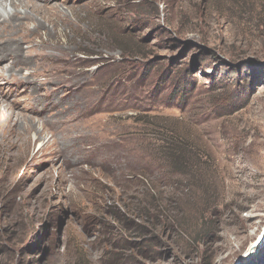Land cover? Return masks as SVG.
Returning a JSON list of instances; mask_svg holds the SVG:
<instances>
[{
	"label": "rangeland",
	"instance_id": "obj_1",
	"mask_svg": "<svg viewBox=\"0 0 264 264\" xmlns=\"http://www.w3.org/2000/svg\"><path fill=\"white\" fill-rule=\"evenodd\" d=\"M23 1L0 264H264V0Z\"/></svg>",
	"mask_w": 264,
	"mask_h": 264
},
{
	"label": "bare ground",
	"instance_id": "obj_2",
	"mask_svg": "<svg viewBox=\"0 0 264 264\" xmlns=\"http://www.w3.org/2000/svg\"><path fill=\"white\" fill-rule=\"evenodd\" d=\"M29 5V4H28ZM26 4L23 0H0V35H6L7 31L13 29L14 32L15 31H25L27 29V27L29 26V23L31 20L36 19V16L32 13V11H30V7L26 9ZM38 10H39V6H38ZM38 20V19H37ZM34 24V23H33ZM40 27V25L38 26ZM44 27V26H43ZM14 32H10L7 35L11 36L12 34H14ZM27 31H25L26 33ZM12 33V34H11ZM16 33V32H15ZM18 33V32H17ZM24 34V33H23ZM4 37V36H2ZM21 37V36H19ZM18 37V39H19ZM12 38V37H11ZM15 38V37H14ZM22 38V37H21ZM2 40V39H1ZM6 40V39H5ZM15 40V39H14ZM20 40V39H19ZM13 41V40H12ZM19 42V41H18ZM6 43V41H5ZM18 44V43H17ZM1 45V44H0ZM14 46V45H13ZM15 48V47H14ZM15 54V51H12ZM2 53V52H1ZM43 54V53H42ZM47 54V53H46ZM45 54V57L46 56ZM50 55V54H49ZM4 56V55H3ZM2 56V57H3ZM50 57V56H48ZM53 57V56H52ZM56 58V57H55ZM8 59H12L11 56L10 57H6V60ZM54 59V58H53ZM45 60V59H44ZM48 60V59H46ZM50 60V59H49ZM15 64V63H13ZM11 67V66H10ZM13 72V71H12ZM45 73V72H44ZM70 78V77H69ZM75 80V79H74ZM58 81V80H57ZM55 81V82H57ZM80 81V80H79ZM51 83H54L53 80ZM58 83V82H57ZM32 84V83H30ZM56 84V83H55ZM41 85V84H40ZM74 85V84H73ZM26 86V85H25ZM56 86V85H55ZM58 86V85H57ZM78 86V85H77ZM75 87V86H74ZM31 88V87H30ZM44 90V89H43ZM52 90V89H51ZM31 91V90H30ZM54 92H57V90L55 89ZM59 92V91H58ZM2 93V92H1ZM32 94H34V92H31ZM80 93V91H79ZM81 94V93H80ZM52 95V94H51ZM82 95V94H81ZM38 96V95H37ZM53 96V95H52ZM79 96V95H78ZM33 97V96H32ZM77 97V96H76ZM62 98V97H61ZM59 98V99H61ZM81 98V96H80ZM1 99V98H0ZM40 99V98H39ZM63 100V99H62ZM26 102V101H25ZM58 102V101H57ZM27 103V102H26ZM31 104H34V102H29ZM43 104V103H42ZM67 104V102H66ZM7 105V104H6ZM0 106H3V103L0 102ZM15 106V105H14ZM23 106V105H22ZM27 106V105H26ZM43 106V105H42ZM62 107L57 109L55 112L54 116H59L58 117V121L64 117V113H66L67 111L65 110L64 105H61ZM51 107V106H50ZM43 108V107H42ZM24 110V108H22ZM25 109L30 112L32 111L33 107H25ZM72 109V108H71ZM38 110V109H37ZM19 111V110H18ZM25 111V110H24ZM71 114H69V119L68 122H71L74 120L75 116L72 114V110L70 111ZM62 115V116H61ZM56 116V117H57ZM63 122V121H60ZM30 125L32 126L31 122ZM68 128H70L72 131L70 132V137L69 140L71 141V143L76 146H80V144L87 138L86 132H88L89 130L82 131L79 128V125L77 124H72L71 126H69ZM89 136V135H88ZM90 138V136H89ZM87 140V139H86ZM85 140V141H86ZM257 244H253V246H251V248H255Z\"/></svg>",
	"mask_w": 264,
	"mask_h": 264
},
{
	"label": "water",
	"instance_id": "obj_3",
	"mask_svg": "<svg viewBox=\"0 0 264 264\" xmlns=\"http://www.w3.org/2000/svg\"><path fill=\"white\" fill-rule=\"evenodd\" d=\"M263 242H264V239L260 240V241L258 242V247L261 246V245L263 244ZM253 254H254V248L251 249L250 252H249V254H248L249 259L252 258ZM242 260H245V259L242 258L238 263L241 264V261H242Z\"/></svg>",
	"mask_w": 264,
	"mask_h": 264
},
{
	"label": "trees",
	"instance_id": "obj_4",
	"mask_svg": "<svg viewBox=\"0 0 264 264\" xmlns=\"http://www.w3.org/2000/svg\"><path fill=\"white\" fill-rule=\"evenodd\" d=\"M242 107H244V106H242ZM260 254H262V252L259 253V256L255 260H260L261 262H263L262 255H260ZM253 259H251L250 261H247V263H244V264H256L255 260H253Z\"/></svg>",
	"mask_w": 264,
	"mask_h": 264
}]
</instances>
